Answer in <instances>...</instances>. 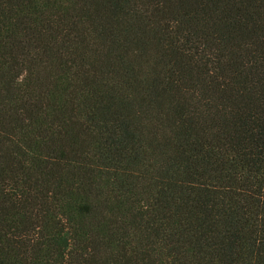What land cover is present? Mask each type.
<instances>
[{
    "label": "trees",
    "instance_id": "obj_1",
    "mask_svg": "<svg viewBox=\"0 0 264 264\" xmlns=\"http://www.w3.org/2000/svg\"><path fill=\"white\" fill-rule=\"evenodd\" d=\"M0 264H264V0H0Z\"/></svg>",
    "mask_w": 264,
    "mask_h": 264
}]
</instances>
